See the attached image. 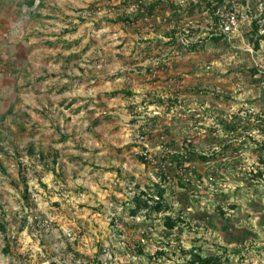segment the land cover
<instances>
[{"label":"rangeland","instance_id":"rangeland-1","mask_svg":"<svg viewBox=\"0 0 264 264\" xmlns=\"http://www.w3.org/2000/svg\"><path fill=\"white\" fill-rule=\"evenodd\" d=\"M150 1L0 0V264H264V0Z\"/></svg>","mask_w":264,"mask_h":264},{"label":"trees","instance_id":"trees-1","mask_svg":"<svg viewBox=\"0 0 264 264\" xmlns=\"http://www.w3.org/2000/svg\"><path fill=\"white\" fill-rule=\"evenodd\" d=\"M160 1L161 0L150 1L148 4L145 5V7L152 14L154 9H155V7H156V5H157L156 3L160 2ZM224 2H225V0H205V4L203 6V3L199 1V2L193 3L192 6L188 10H185L179 4L177 5V4H174L173 2H171L170 3V5H171L170 7H171V9H174V12L176 14H177V12L179 13L177 15V18L179 19V18L184 17L185 13L186 14L187 13H193L196 10L210 9L211 11L216 12L219 9V6L221 4H223ZM227 5L230 6L232 4H227ZM182 11H183V14H182ZM139 13H141V10H139L136 13V16H138ZM214 16L219 18V16H216V14ZM130 19H131V16H129V15H126V16L125 15H118L115 18L110 19V21H121V20L122 21H129ZM223 35H225V34H223V33H220V34L213 33L210 36H206V37H209L212 40H219V39H221L223 37ZM171 37L174 38V36H171ZM173 41H176V39L173 40ZM179 44L182 45L181 47H185L186 50L194 51V50H198L200 48L206 47V40L196 39V40L189 41L186 44L183 43V42H180ZM256 45L257 46L259 45V41L258 40L256 41ZM227 125L230 126L229 123ZM141 157L145 158L144 155H142ZM159 157H160V160H159V164L160 165L159 166L162 169L161 178L163 180H165V181L168 180V178H170V176L167 173V171L164 170L165 168L168 167V165L174 164L178 168H182L186 161H189V160L194 158V156L192 155V152H191L190 149L171 150V151H168V152H165V153L161 154ZM197 157H200L201 159H203L205 161H208L212 157H214V155H211V153H209V154H205V153L204 154H199L198 153ZM184 169H187V168L184 167ZM157 185H158L157 192L159 194H158V198H156L154 200V203L148 202V200L146 198H143V196L141 194H138L136 197H134L135 208L145 205L147 207L151 206L152 208H154L156 210H161L162 209L163 204H166L164 202V199H163L165 188L162 185H160V184H157ZM135 208H133L132 211H137V209H135ZM169 215L170 214H168V216ZM166 220H168V219H166ZM172 224H173V222H172ZM173 226H174V224H173ZM2 228H4V224L0 223V229H2ZM208 261H209V259L202 260V264H207ZM214 264H221V262H220V260H218V261L214 262Z\"/></svg>","mask_w":264,"mask_h":264},{"label":"built area","instance_id":"built-area-1","mask_svg":"<svg viewBox=\"0 0 264 264\" xmlns=\"http://www.w3.org/2000/svg\"><path fill=\"white\" fill-rule=\"evenodd\" d=\"M236 24H237V17H236V15L235 14H230L229 16H228V20H227V27H234V26H236ZM170 180L172 179L171 177L169 178ZM157 198H158V196H157ZM68 233V235H72V231H68L67 232Z\"/></svg>","mask_w":264,"mask_h":264},{"label":"crops","instance_id":"crops-1","mask_svg":"<svg viewBox=\"0 0 264 264\" xmlns=\"http://www.w3.org/2000/svg\"><path fill=\"white\" fill-rule=\"evenodd\" d=\"M142 194H145V193L142 192ZM133 203L135 204V202H133Z\"/></svg>","mask_w":264,"mask_h":264}]
</instances>
